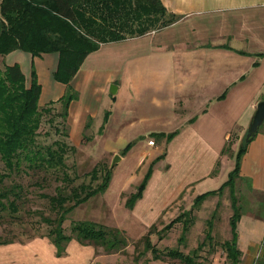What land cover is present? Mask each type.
<instances>
[{
	"label": "crops",
	"instance_id": "crops-1",
	"mask_svg": "<svg viewBox=\"0 0 264 264\" xmlns=\"http://www.w3.org/2000/svg\"><path fill=\"white\" fill-rule=\"evenodd\" d=\"M161 2L176 15L174 22L100 43L68 84L53 78V94L44 102H59L69 87L74 93L66 115L71 143L80 141L90 120L97 128L94 140L107 150L128 148L122 161L131 153L149 158L151 176L130 209L141 223L153 221L182 193L195 199L218 189L234 166L229 142L242 137L256 104L264 100V0ZM26 53L38 83V68H48L53 77L58 55ZM16 59L3 64H18ZM44 95L40 84L38 103ZM239 175L264 193V130L247 145ZM245 219L237 222V245L243 247L240 256L251 260L264 243V217ZM31 245L17 244L12 263L38 264L25 255Z\"/></svg>",
	"mask_w": 264,
	"mask_h": 264
},
{
	"label": "trees",
	"instance_id": "trees-1",
	"mask_svg": "<svg viewBox=\"0 0 264 264\" xmlns=\"http://www.w3.org/2000/svg\"><path fill=\"white\" fill-rule=\"evenodd\" d=\"M176 18L166 10L161 0H0V55L14 50H22L32 56L56 53L58 62L53 78L68 84L85 57L100 43L142 35L169 25ZM39 95L40 84L34 71L27 85L18 64L0 68V161L3 164L0 168V212L15 217L26 201L24 184L12 179L14 174H30L33 177L30 185L38 188H43L51 174L60 184L53 194L41 193L40 196L48 199L54 217L39 214L48 226L45 236L53 244L56 256L65 252L71 240L82 245L100 246L106 251L120 250L127 241L118 228L92 221H76L71 226V233H65L63 223L67 215L107 189L111 170L102 173L100 181L93 186L92 182L99 177L95 166L89 173V183L74 184L77 176L71 177L66 164V154L72 148L61 141L42 145L36 140L42 115L50 111V108H39ZM73 97L74 93L68 87L59 98L63 102L64 118ZM247 145L243 142L239 147L227 180L218 189L196 196L194 207L210 196L222 194L226 187L232 192ZM150 174L151 169L127 198V208L131 209L141 197ZM232 208L234 212L229 219L231 238L224 241L223 246L231 264H239L241 251L237 245L236 226L240 213L234 196ZM206 236L210 237L209 233ZM183 237L184 233L180 240ZM12 242V238L0 236V245ZM152 249L154 258L162 257L160 252ZM196 253L197 249L189 254L169 249L166 255L181 264H200L194 259Z\"/></svg>",
	"mask_w": 264,
	"mask_h": 264
},
{
	"label": "rangeland",
	"instance_id": "rangeland-1",
	"mask_svg": "<svg viewBox=\"0 0 264 264\" xmlns=\"http://www.w3.org/2000/svg\"><path fill=\"white\" fill-rule=\"evenodd\" d=\"M54 55L57 54L53 53L51 56ZM12 57L17 58L28 85L31 71L35 72V66H31L30 63L29 54L18 50L9 57L1 55L0 68L5 66L4 62L15 61ZM37 71H39V83L45 90V97L38 103V106L39 108H50L48 113L42 115L37 142L48 145L54 141H61L72 148L66 154V164L70 168L68 172L71 177L77 176L74 184L89 183V173L95 166L99 170V177L92 182L93 186L100 181L102 173L107 169L111 170L107 189L77 206L67 215L63 223L65 233H71L73 222L92 221L107 227L118 228L127 241L126 246L120 250L106 251L100 246L82 245L76 240H71L61 255L63 259H66L64 262L70 260L69 262L72 264H181L176 259L169 258L166 255L167 250L178 249L184 254H189L193 249H197L194 259L200 264H231L223 243L231 238L229 218L234 212L232 196L236 199L240 217L246 218L245 220L247 218L251 220V217L256 216L264 217V193L253 188L252 179L239 175L235 180L232 192L226 187L222 194L208 197L195 207L193 206L194 197L182 193L176 201L158 213L153 221L141 223L125 206V203L130 194L142 182L149 169L152 170L149 158L131 153L128 157L125 156L124 161L119 158L112 165L115 155L121 156V153H127L128 150L110 152L105 145L94 140L97 128L90 120L87 122L89 126L84 130L80 141L71 143L68 139L67 118L62 116L63 102H51L44 105L47 97L53 94L51 90V84L54 83L52 74H49L48 68L42 70L38 68ZM263 130L264 123L258 131ZM244 135L245 132L242 137H233L228 144L227 153L234 160L243 143ZM133 151L136 152L137 149ZM2 165L0 161V168ZM11 178L24 184L26 201L15 217H10L6 212H0V236L12 238L13 244H15L6 247L0 246V264H15L12 263L14 260L11 256L18 252L17 244H33L25 251V255L30 257L29 261L35 257V262L38 264L63 263L62 258L57 260L54 256V246L45 236L48 226L42 221L39 214L54 217L48 199L41 197L40 194H53L55 187L60 182L49 174L47 181L43 183V188H38L30 185L33 177L28 173L14 174ZM186 211L190 213L185 214ZM151 217L153 216L151 215ZM169 224L172 225L166 228ZM186 224L187 229L183 232ZM183 233L184 237L180 240ZM208 233L210 237L206 236ZM50 247H52V251ZM152 248L160 252L162 257L154 258ZM239 248L243 247L239 245ZM256 250V256L251 260H247L241 255L239 264H264V243L259 244ZM26 261L29 264L28 259Z\"/></svg>",
	"mask_w": 264,
	"mask_h": 264
},
{
	"label": "water",
	"instance_id": "water-1",
	"mask_svg": "<svg viewBox=\"0 0 264 264\" xmlns=\"http://www.w3.org/2000/svg\"><path fill=\"white\" fill-rule=\"evenodd\" d=\"M109 92L111 94H115L116 92V86L111 85ZM264 123V100H260L256 104V108L254 110V113L250 119V122L247 126L245 135L243 137V142L245 144H248L252 139L256 136L258 129L260 126ZM120 158L119 155H115L112 165Z\"/></svg>",
	"mask_w": 264,
	"mask_h": 264
},
{
	"label": "built area",
	"instance_id": "built-area-1",
	"mask_svg": "<svg viewBox=\"0 0 264 264\" xmlns=\"http://www.w3.org/2000/svg\"><path fill=\"white\" fill-rule=\"evenodd\" d=\"M148 144L149 145H153L154 144V141L153 140H148Z\"/></svg>",
	"mask_w": 264,
	"mask_h": 264
}]
</instances>
